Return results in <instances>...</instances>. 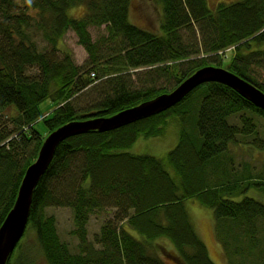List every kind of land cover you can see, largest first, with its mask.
Wrapping results in <instances>:
<instances>
[{"label":"trees","instance_id":"trees-1","mask_svg":"<svg viewBox=\"0 0 264 264\" xmlns=\"http://www.w3.org/2000/svg\"><path fill=\"white\" fill-rule=\"evenodd\" d=\"M155 2L161 11L159 32L131 21L133 0H0V226L27 167L45 138L61 125L107 117L170 92L196 69L210 65L207 57L197 58L200 54L218 56L216 66L228 65L264 91V75L258 70H264V0L220 2L215 8L208 0ZM79 6L83 12L74 17L70 10ZM93 25L107 30L98 41L89 30ZM70 29L89 54L85 66L69 52L59 54L58 45ZM33 30L41 32L50 49L39 48ZM140 68L171 73L174 88L133 87L129 80L131 87L128 75H122ZM104 76L107 87L98 98L77 106ZM49 98L60 106L47 119L40 105ZM9 105L18 109L16 116L1 113ZM192 110L196 114L190 117ZM247 112L264 117V109L239 92L210 81L155 115L66 138L35 188L27 228L8 264H36L40 255L48 264H216L188 212L189 200L211 210L228 251L248 256L263 241L258 235L264 231V167L240 170L229 153L239 135L256 132ZM234 115H239L240 126L229 121ZM175 118L182 122L179 138L165 156L131 150L141 138L162 135ZM42 119L46 134L35 127ZM255 141L264 148V141ZM253 188L262 197L249 195ZM51 207L73 210L77 251L61 240L56 217L47 213ZM110 207L117 208L114 219L90 240L92 213ZM29 227L38 248L18 252Z\"/></svg>","mask_w":264,"mask_h":264},{"label":"rangeland","instance_id":"rangeland-1","mask_svg":"<svg viewBox=\"0 0 264 264\" xmlns=\"http://www.w3.org/2000/svg\"><path fill=\"white\" fill-rule=\"evenodd\" d=\"M229 1L233 0H208V3L210 7L215 8L220 2ZM133 2L134 6L131 11V21L142 27H146L150 30L159 32L161 24V11L160 8L157 7V3L155 2V0H133ZM82 12L83 9L80 6L70 10L71 15H73L74 17H79L75 15H81ZM89 30L95 41L100 40L103 36H105V34H107L105 26L98 27L93 25L89 27ZM32 34H34V37L37 40L40 49L48 50L51 48V45L43 38L41 32H39L38 30H33ZM186 38L191 39L189 36ZM58 47L60 49V55H63L64 51L71 53L74 61L80 66H85V63L87 62V60H89L88 52L82 45L79 44L77 34L71 29L68 30ZM261 48L264 49V44ZM232 55L233 53L229 52L226 58L230 60L232 58ZM201 56L207 57L210 65L219 64V57L216 55L200 54L197 56V58ZM221 57H224V55H221ZM106 58L107 57L103 58L100 64L105 63ZM227 66L228 65H225V68ZM97 68L99 69L100 65ZM97 68L96 70H93L96 73L98 72ZM109 68L112 67L109 66ZM258 70L264 75L263 69L258 68ZM32 71L37 70L33 69ZM136 71L137 70H129V74L122 75H128V77L126 78L128 80L127 84L130 83V80L133 83V87L152 86L171 90L172 88H174V85L176 83V79L172 76L171 73L166 75H157L155 71L144 68H140L138 72ZM105 87H107L106 76H104V79L93 85L89 92H86L85 95H82L80 99L75 102V104L79 107L90 105L95 101L93 99L98 98L99 92H102V89ZM58 106H60V104L57 101H54L51 98L46 99L40 105L42 116L46 115L47 119L51 118L53 116V111ZM190 107L193 108V105L191 104ZM1 113L10 117L16 116L18 114V109L14 105H9L5 108H1ZM195 114V110H192L189 115L190 117H192L195 116ZM246 115L253 118V120L255 121L256 132L253 135L246 137L239 135L236 139V142L230 144L229 153L230 156H233V161L236 168L245 170L246 167L248 168L252 166L255 167L256 171H258L259 169H262L264 167V148L260 145H257L255 139L264 141V117L257 114L254 115L251 112H247ZM229 121L232 124H236L238 126L241 125L239 115L232 116ZM181 123L182 122L179 118L172 119L168 123V125L165 126L164 133L162 135L158 137L141 138L132 146L131 150L133 152L149 153L159 157L165 156V154L171 148H173V146L178 141ZM35 127L43 134H46L48 132V128L46 127V123L43 119L38 121ZM248 194L259 198L262 197L261 192H259V190L256 191V189L254 188ZM186 206L188 212L191 215L197 232L207 245L209 254L216 264H264V231H262L258 235L259 238H261V240L263 241H261L257 248L252 251V253H249L248 256L244 255V257H242V255L239 253H233L231 249L228 251V249L223 245L222 239L219 238L216 233V226L210 209L203 207L195 200L187 201ZM116 212V207L94 211L91 215L88 225V238L90 240H94L95 235L100 232L103 224L108 220L114 219ZM47 213L56 217L58 233L61 240L67 242L73 251H77L79 238L74 233L76 226L74 222L73 210L70 207H51L47 209ZM261 227H263V225H261ZM160 243L163 244L167 248V250H170L172 248V245L167 241H160ZM33 245H36V247L38 248L36 233L32 227H29L27 234L22 239L20 247L18 248V252L26 249L29 250V248L33 247ZM243 246L244 248H248L245 244V241ZM251 250L252 249L248 248V251ZM158 253L160 256L170 262L169 257L164 254L161 248H158ZM37 258L38 259L36 261V264H48L43 256L40 255Z\"/></svg>","mask_w":264,"mask_h":264},{"label":"water","instance_id":"water-1","mask_svg":"<svg viewBox=\"0 0 264 264\" xmlns=\"http://www.w3.org/2000/svg\"><path fill=\"white\" fill-rule=\"evenodd\" d=\"M210 81L230 86L255 106L264 109V91L255 84L223 66L205 65L196 69L170 92L161 93L107 117L72 120L52 131L43 141L34 162L27 167L15 202L0 226V264H8L21 240L27 228L35 188L63 140L90 130H113L160 113L178 104L200 84Z\"/></svg>","mask_w":264,"mask_h":264},{"label":"built area","instance_id":"built-area-1","mask_svg":"<svg viewBox=\"0 0 264 264\" xmlns=\"http://www.w3.org/2000/svg\"><path fill=\"white\" fill-rule=\"evenodd\" d=\"M95 74L94 73H92V76H94Z\"/></svg>","mask_w":264,"mask_h":264}]
</instances>
